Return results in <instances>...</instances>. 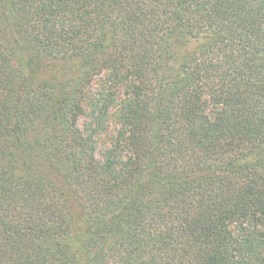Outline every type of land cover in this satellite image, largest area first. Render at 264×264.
Returning a JSON list of instances; mask_svg holds the SVG:
<instances>
[{"label": "trees", "instance_id": "obj_1", "mask_svg": "<svg viewBox=\"0 0 264 264\" xmlns=\"http://www.w3.org/2000/svg\"><path fill=\"white\" fill-rule=\"evenodd\" d=\"M0 264H264V0H0Z\"/></svg>", "mask_w": 264, "mask_h": 264}, {"label": "rangeland", "instance_id": "obj_2", "mask_svg": "<svg viewBox=\"0 0 264 264\" xmlns=\"http://www.w3.org/2000/svg\"><path fill=\"white\" fill-rule=\"evenodd\" d=\"M90 121V117H87V116H79L78 117V120H77V127L80 129V130H83L85 127H86V122ZM102 138V137H101Z\"/></svg>", "mask_w": 264, "mask_h": 264}]
</instances>
